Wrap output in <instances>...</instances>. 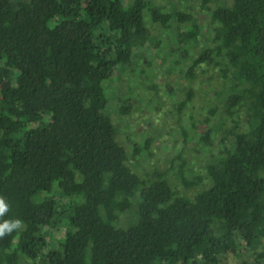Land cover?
<instances>
[{
	"label": "trees",
	"instance_id": "1",
	"mask_svg": "<svg viewBox=\"0 0 264 264\" xmlns=\"http://www.w3.org/2000/svg\"><path fill=\"white\" fill-rule=\"evenodd\" d=\"M155 25L173 33L157 63ZM153 64L184 80L180 123L217 86L190 116L211 154L193 179L182 154L141 175L153 138L131 153L108 113L106 81ZM0 196L23 222L0 264H264V0H0Z\"/></svg>",
	"mask_w": 264,
	"mask_h": 264
},
{
	"label": "rangeland",
	"instance_id": "2",
	"mask_svg": "<svg viewBox=\"0 0 264 264\" xmlns=\"http://www.w3.org/2000/svg\"><path fill=\"white\" fill-rule=\"evenodd\" d=\"M207 18V15L203 16L206 24L209 23ZM153 28L158 33L157 38L161 39L163 43L173 38L172 30H157L160 28L157 25L153 26ZM168 45L167 41L164 46L145 48L144 55L147 61H155L165 55ZM155 63L157 62L155 61ZM137 65L134 68V74L121 72L119 76H113L112 79L105 83L106 93L109 97L108 113L120 133V141L126 146L127 150L132 153L131 150L135 146L142 145L147 138H153L150 153L145 151L133 153L130 164L142 175L147 172L150 166H156L161 170L168 168L171 160L182 154L189 160V165L191 164V167H187L188 177L193 179L195 177L194 174L201 170L200 166L208 161L211 154L210 149L200 148L198 135L192 132L194 128L191 126L190 116L193 115L196 119H204L206 116L210 117L209 110L219 104V100L214 94L217 92V86H212L210 78L207 79V83L204 84L205 87L211 83L210 86L206 87L208 92H206V89L205 91H200L197 97L187 103L184 117L183 119L182 117L180 118V123L179 119H176V104L179 102V96L180 99L184 100L185 98L182 96L183 94L181 95L184 89L182 87L184 83L182 76L179 77L178 74L167 76L164 73V66L160 67L159 64L149 65L146 70L144 66ZM184 65L183 63L181 67ZM211 73L215 74L213 70ZM173 79L175 82L171 86L176 90L174 94L168 92L169 87H166V82ZM152 83L158 85V90L152 88ZM124 100L127 101L125 102ZM122 104L126 108L127 105L129 106V115L120 114L115 116L119 106ZM221 118L222 114L217 111L212 120L213 122H220ZM180 125L188 129L192 140L183 141L184 138L178 128ZM180 187L182 188V186ZM51 234V247L54 248L58 246L57 238L60 232L54 228ZM246 258L253 259L251 256ZM239 263V258L229 257L224 259L221 264Z\"/></svg>",
	"mask_w": 264,
	"mask_h": 264
},
{
	"label": "clouds",
	"instance_id": "3",
	"mask_svg": "<svg viewBox=\"0 0 264 264\" xmlns=\"http://www.w3.org/2000/svg\"><path fill=\"white\" fill-rule=\"evenodd\" d=\"M10 211V205L6 202L5 197L0 196V218ZM23 222L20 219H3L0 222V238H4L6 235H11L13 231L22 227Z\"/></svg>",
	"mask_w": 264,
	"mask_h": 264
}]
</instances>
